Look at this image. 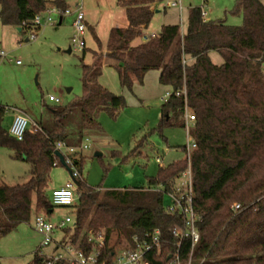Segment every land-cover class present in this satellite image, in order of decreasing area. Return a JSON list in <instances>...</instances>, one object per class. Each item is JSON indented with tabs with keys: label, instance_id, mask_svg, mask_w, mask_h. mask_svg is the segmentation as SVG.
I'll use <instances>...</instances> for the list:
<instances>
[{
	"label": "trees",
	"instance_id": "obj_1",
	"mask_svg": "<svg viewBox=\"0 0 264 264\" xmlns=\"http://www.w3.org/2000/svg\"><path fill=\"white\" fill-rule=\"evenodd\" d=\"M158 0H118L126 10L127 27L115 28L109 50L82 62V97L66 107L50 108L46 123L32 121L22 141L9 135L0 118V147L13 158L26 162L30 179L24 184L0 186V239L32 216L47 218L54 213L49 184L55 166L56 144L78 147L84 130L99 129L102 111L115 116L126 100L100 83L106 59L115 62L120 85L132 91L135 81L143 85L150 71L159 72V83L181 97L171 96L161 107V122L149 135L163 137L165 128L178 122L185 128L187 109L195 117L191 153L193 208L198 216L199 241L192 249L191 238L180 240L185 216L170 213L165 195L174 191L177 180L188 169L185 158L159 168L148 185L122 190L92 189L77 181L79 201L68 215L71 226L61 230L66 243L86 255L99 251L98 264H114L115 255L133 247V238L146 232H159L160 247L147 254L148 264H170L176 254L193 264H264V3L263 0H236L235 15L243 24L234 27L224 21L205 20L202 8L190 9L185 32L180 25H167L134 49L130 43L142 35ZM47 0H0L3 26L34 33L35 17L45 11ZM66 9L67 0H53ZM93 31V30H92ZM95 42L101 47L93 31ZM219 53L221 65L210 53ZM85 53V49H84ZM78 122L80 130L72 125ZM148 135V136H149ZM146 140V138H144ZM166 141V139H165ZM142 142L132 151L135 155ZM81 171L84 160L76 162ZM163 186L164 192L154 191ZM240 204L241 211L233 206ZM103 237V245L98 239ZM47 257L36 254L33 264H45ZM57 264H70L61 261Z\"/></svg>",
	"mask_w": 264,
	"mask_h": 264
},
{
	"label": "rangeland",
	"instance_id": "obj_2",
	"mask_svg": "<svg viewBox=\"0 0 264 264\" xmlns=\"http://www.w3.org/2000/svg\"><path fill=\"white\" fill-rule=\"evenodd\" d=\"M190 1L195 3V7H203L210 20H221L234 27L243 24L242 15L233 13L236 0H181L183 20L182 24L178 21V25L182 30L188 24L190 6L186 2ZM79 2L84 5L87 21L96 23L98 37L105 46L111 26L119 25L125 19L123 9L116 6V0H67L72 11ZM175 9L180 11L179 8L171 10ZM53 20V24H45L34 32L35 40L29 39L31 33L21 34L14 27L3 26L0 21V51L7 54L0 57V105L9 108L2 121L7 131L18 112H23L31 120L42 117L43 123H46L50 108L66 107L79 100L83 95L82 62L91 64L94 55L106 53L102 45L99 47L95 43L93 31L88 28L82 38L86 42L85 53L79 49V38L73 25L75 14L64 17L62 24H58V16H54ZM212 56L216 61L212 59L213 63H223L219 53L213 52ZM111 64L115 62H104L100 83L117 96L124 97L126 107L115 116L102 111L98 117L100 128L83 131L85 137L82 143L88 139L86 143L90 148L81 153L84 160L82 180L88 187L104 191L145 187L148 178L156 176L160 167L185 158L183 149L188 144V134L194 136V127L190 124L187 134L178 122L165 128L163 137L157 133L149 135L161 122V107L168 100L165 95L170 89L160 85L156 71L146 74L143 85L135 81L132 91L123 89L118 73ZM50 96L60 102H51ZM72 128L79 131L78 122ZM141 142L143 146L133 155L132 151ZM97 153L101 156L96 157ZM157 158L161 159V163L157 162ZM29 169L26 162L15 160L9 149L0 147V186L28 182ZM68 182H73L75 193L80 194L69 170L63 165L54 167L49 193ZM170 203L171 198L167 194L164 204L168 206ZM70 209L55 207L53 216L49 217L52 222L58 223L68 215ZM34 220L35 216H32L29 223L19 225L0 239L1 264H33L39 250V256L47 258L65 254L63 250L56 249L61 248L67 240L60 231L55 233L50 246L40 249L43 238L35 230Z\"/></svg>",
	"mask_w": 264,
	"mask_h": 264
},
{
	"label": "built area",
	"instance_id": "obj_3",
	"mask_svg": "<svg viewBox=\"0 0 264 264\" xmlns=\"http://www.w3.org/2000/svg\"><path fill=\"white\" fill-rule=\"evenodd\" d=\"M207 2V0H204ZM165 6L167 8H179L181 10V0L170 1L167 0ZM75 14L74 28L77 31V38H79L78 47L79 49L84 50L86 48V42L82 39L85 36L87 26H86V15L84 11V5L82 2H79L75 6V10L72 11L70 7L66 9H61L56 6L53 1H47L45 3V11L42 14H39L35 17L33 24L38 27H42L45 24H53L54 16H58L59 19H63L66 16ZM202 16L207 20V13L202 7ZM157 36V35H156ZM155 37V36H154ZM31 40L36 39V35L31 33L29 37ZM7 54L0 52V57H5ZM186 92H173L169 90L165 98L169 99L171 96L175 95L176 97H181L185 95ZM51 102L59 103V99L54 98L53 96L49 97ZM9 108L0 105V118L1 113L4 112V116L8 113ZM185 119V129L188 134L190 124L195 126V117L186 109L184 113ZM36 127L39 129L36 123H34L26 114L23 112H18L15 114L12 121L11 127L9 129V135L18 141H22L26 131L30 127ZM82 143L78 147L66 146L62 143L56 144L55 150V166L59 165L61 162L56 156V152L62 153L66 166L70 169L71 176L74 182L83 181L81 171L77 167V163L81 160V153L89 149L90 146L86 143ZM197 148L196 141L194 137H190L188 134V144L186 146V158L188 159V169L182 173L181 177L177 180L176 187L174 191L168 193L171 198V203L167 206V210L170 213H180L185 216L184 226L182 229H175L173 231L175 236H178L180 240L184 238H191L192 240V249L199 241V232L196 227V222L198 216L193 208V174L190 167V156L191 153ZM157 162L161 163V159L157 158ZM75 184L73 182H68L65 186L55 189L50 193V201L55 207H73L79 201V194L75 193ZM157 192H164L163 186H158L153 189ZM233 210L238 212L241 211L242 207L240 204H235ZM74 220L72 217L67 216L63 218L58 223H53L45 215H37L34 220L35 230L42 236L43 240L41 243V248L50 246L54 242V236L57 231H61L68 226L73 225ZM100 246L103 245V237L98 239ZM160 237L159 232L155 233L146 232L142 237L135 236L133 238V247H129L126 250L115 255L114 264H148L145 260L148 253H150L155 248L160 247ZM65 254H60L57 258H47L45 264H57L61 261H68L70 264H98L99 261V251H93L92 253L86 255L80 250H75L72 247H66L62 249ZM40 251V250H39ZM1 264V261H0ZM170 264H193L192 263V253L190 259L187 263H182L180 261L179 254H176L174 259Z\"/></svg>",
	"mask_w": 264,
	"mask_h": 264
},
{
	"label": "crops",
	"instance_id": "obj_4",
	"mask_svg": "<svg viewBox=\"0 0 264 264\" xmlns=\"http://www.w3.org/2000/svg\"><path fill=\"white\" fill-rule=\"evenodd\" d=\"M263 3H264V0H263ZM165 4L166 3H164V0H158L157 2H155L152 5L153 14L151 16V19H150V21H149V23H148L147 26L142 27V29H141L142 30V35L140 37L135 38L130 43V49H134V48L138 47L142 43L146 42L150 37H154L156 35H159L161 33L162 28L164 26H167V25H177L179 23L178 21H180V23L182 24V20H183V14H182L183 7H182V3H181L182 9L180 11H178V10L175 9L176 12L174 10H171L172 8L170 10H167L168 8L165 6ZM186 5L190 6L189 7L190 9H192V8H194L196 6L195 3H192L191 1L190 2H186ZM116 6L120 7L121 9H123L124 14H125V19H123L119 25H112L111 26V29H110V31L108 32V35H107V44L105 46H103L100 38L98 37V34H97L98 27H97L96 23L89 22L86 19V26H87V28L88 29H92L94 31V33L99 38L101 45L104 47L105 52H108V50H109V44H110L111 35H112L113 30L115 28H118V27H127L128 26V20H127V17H126V10H125V8H123V7H121L119 5L118 0H116ZM68 7H69V5H68ZM161 9H162V11H161ZM85 15H86V13H85ZM113 19H114V16H113ZM207 20H210V18L208 16H207ZM63 21H64V18L63 19H60L59 22H58V24H62ZM186 29H187V27H186ZM16 30L18 32H20L19 29H16ZM185 30L183 32H185ZM90 50H92V49H90ZM0 52H3V51H0ZM212 55H213V53H210L211 59H213V56ZM108 61L113 62V61L108 60V59H106L104 62H108ZM213 61H214V59H213ZM214 62H216V61H214ZM217 62H220V61L217 60ZM111 65L114 66L115 64H111ZM157 73L159 75V72H157ZM52 216H53V214L51 215V217ZM67 216H69V215H65L64 217L61 218V220L63 218H65V217H67ZM51 217H48V219L51 220ZM57 232H59V231H57ZM60 232H62V231H60ZM64 239H65V237H64ZM57 243H59V242H57ZM56 249L57 250H59V249L62 250V248H57V247H56Z\"/></svg>",
	"mask_w": 264,
	"mask_h": 264
},
{
	"label": "water",
	"instance_id": "obj_5",
	"mask_svg": "<svg viewBox=\"0 0 264 264\" xmlns=\"http://www.w3.org/2000/svg\"><path fill=\"white\" fill-rule=\"evenodd\" d=\"M20 30V29H19ZM29 39H27L26 41H28ZM71 50H69V52H70ZM56 156L59 158V160H60V162H61V165H63L64 167H66L68 170H69V172H70V169L66 166V164H65V161H64V157H63V155H62V153H60V152H56ZM99 156H101V154H96V157H99ZM70 174H71V172H70ZM76 184H77V186H78V182H75Z\"/></svg>",
	"mask_w": 264,
	"mask_h": 264
}]
</instances>
